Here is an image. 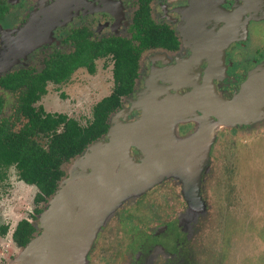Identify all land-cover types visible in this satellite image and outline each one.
I'll use <instances>...</instances> for the list:
<instances>
[{
  "label": "flooded vegetation",
  "instance_id": "obj_1",
  "mask_svg": "<svg viewBox=\"0 0 264 264\" xmlns=\"http://www.w3.org/2000/svg\"><path fill=\"white\" fill-rule=\"evenodd\" d=\"M23 25L34 28L25 43L45 41L50 30L56 42H43L36 50L47 52L39 70L32 65L12 67L0 79L39 73L53 55L62 56L67 66L71 59L78 64L59 83L47 80L37 101L42 96L51 101L46 86L62 84L77 70L84 74V87L94 90L89 98L87 91L80 93L85 101L111 95L110 101L121 104L264 101L233 94L239 89L253 92L264 82V0H0V26L18 31ZM15 31L5 40L0 34L4 55L21 42ZM0 94L16 101L1 87ZM200 111L209 113L206 106L194 105L172 119L186 117L175 122L176 131H154L149 148L155 163L146 172L152 184L120 201L98 228L83 264H190L186 243L209 207L215 166L211 148L205 154L207 140L195 132L200 120L188 118ZM14 123L8 121L11 130ZM153 144L161 149L155 152ZM258 173H253L256 194Z\"/></svg>",
  "mask_w": 264,
  "mask_h": 264
},
{
  "label": "rangeland",
  "instance_id": "obj_2",
  "mask_svg": "<svg viewBox=\"0 0 264 264\" xmlns=\"http://www.w3.org/2000/svg\"><path fill=\"white\" fill-rule=\"evenodd\" d=\"M31 29L34 28L30 25H23L18 31H15L17 29L14 27L0 26V34L4 40L14 31L17 32L16 38L21 39L18 48L15 51L10 49L5 55V46L0 45V75L17 66L32 65L37 70L41 68L40 60L44 59L47 52L36 50L43 42L49 44L56 41L50 30L45 41L32 40L31 43H25L24 38L31 36ZM83 75L82 70H77L62 84H48L45 89L48 95L46 96L47 99L50 97L51 101H43L42 99L46 98L42 96L34 107L40 105L47 113L63 114L84 126L89 122L91 107L97 101H85V94H80L87 91L89 95L94 92L93 88L84 87L86 82ZM243 91L234 90L233 94ZM0 96L4 99L1 116L9 123L15 122L12 131L16 132L25 120L20 119L19 122L15 120L13 96L1 94ZM56 96L65 98V101H53ZM143 105L144 101H122L120 109L111 116V121L131 122L135 113L140 114ZM191 117H194L193 120H200L196 122L198 126L195 132L207 140L203 144L207 147L205 154L207 155L211 148L215 166L212 187L209 189V207L203 218L198 220L194 234L190 235L186 243L190 259L193 258L190 264H264V106L253 118L243 123H228L221 127L218 125L217 117L211 113L193 112L188 116L190 119ZM184 118L186 117L172 121L173 124L168 127V131L171 133L175 122ZM35 141L42 147L46 145V139L41 135L36 136ZM153 149L157 152L161 147L153 144ZM130 157L135 162L144 163L149 171L152 169L151 164L155 163L149 155L134 148L130 151ZM74 159L61 166L64 176L59 182L70 180L72 172L70 168ZM258 170L260 192L256 194L253 190H256L257 180L253 181V173L256 175ZM35 193L34 187L26 186L17 180L12 167L8 168L0 179V227H7L5 235L0 236V264H12L21 254V249L15 248L12 244L10 234L19 220L28 219L32 215L34 208L32 198ZM47 208L48 198L39 205L40 213L45 212ZM39 219L40 214L29 220L35 228L34 234L40 231ZM108 219L109 216L99 223L96 222L91 242L100 224H104ZM89 249L90 246L80 264H83ZM110 257L117 259L116 256Z\"/></svg>",
  "mask_w": 264,
  "mask_h": 264
},
{
  "label": "water",
  "instance_id": "obj_3",
  "mask_svg": "<svg viewBox=\"0 0 264 264\" xmlns=\"http://www.w3.org/2000/svg\"><path fill=\"white\" fill-rule=\"evenodd\" d=\"M241 96L263 99L264 82ZM194 105L206 106L221 127L249 120L264 101H144L134 121H111L105 134L75 157L70 180L58 183L48 197L47 210L39 213L40 231L20 248L12 264H80L96 222L108 218L127 195H136L152 184L144 163L131 159V149L151 159L155 153L149 142L154 131L167 129L172 119ZM96 148L98 153L92 158Z\"/></svg>",
  "mask_w": 264,
  "mask_h": 264
},
{
  "label": "trees",
  "instance_id": "obj_4",
  "mask_svg": "<svg viewBox=\"0 0 264 264\" xmlns=\"http://www.w3.org/2000/svg\"><path fill=\"white\" fill-rule=\"evenodd\" d=\"M77 65L76 59H71L70 66H67L62 56L53 55L39 73L18 72L0 79V87L16 96L15 120H25L21 128L13 132L8 127V120L0 118V179L12 167L19 182L36 189L32 198V215L19 220L10 234L12 244L18 249L34 235L35 228L29 220L40 213L39 205L54 192L64 176L61 166L105 134L109 115L121 104V101H110L114 95L97 101L91 107L89 122L84 126L63 114L44 112L40 105L34 107L44 93L47 80L59 83ZM2 106L3 101H0V114ZM40 135L46 139L45 147L35 141ZM6 230V226H1L0 236L5 235Z\"/></svg>",
  "mask_w": 264,
  "mask_h": 264
},
{
  "label": "bare ground",
  "instance_id": "obj_5",
  "mask_svg": "<svg viewBox=\"0 0 264 264\" xmlns=\"http://www.w3.org/2000/svg\"><path fill=\"white\" fill-rule=\"evenodd\" d=\"M98 149H99V148H96L94 152H96ZM97 153H98V152H96V153H93V152H92V154H91V155H92V158L95 157V156L97 155Z\"/></svg>",
  "mask_w": 264,
  "mask_h": 264
}]
</instances>
